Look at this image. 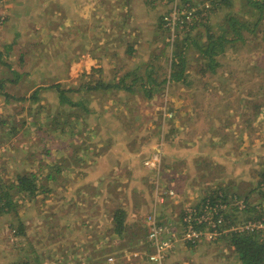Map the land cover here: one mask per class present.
<instances>
[{
  "label": "rangeland",
  "instance_id": "rangeland-1",
  "mask_svg": "<svg viewBox=\"0 0 264 264\" xmlns=\"http://www.w3.org/2000/svg\"><path fill=\"white\" fill-rule=\"evenodd\" d=\"M210 1L0 0V78L10 71L22 73L6 90L26 98L19 103L0 95V136H11L6 142L0 139V205L9 199L13 204L0 210V264H152L141 219L154 204L160 221L169 224L165 221L179 204L196 199L193 188L230 187L242 196L256 188L264 164V6L250 4L259 0H231L213 11ZM189 6L200 10L201 22L177 26L190 13ZM160 16L164 24L158 27ZM229 23L239 29L240 38ZM185 39L184 62L177 67L182 79L170 80L174 52L180 55ZM196 40L199 46H194ZM212 40L221 45L209 56L217 62L211 67L200 47ZM57 85L73 105L59 101V88H49ZM32 86L43 88L30 101ZM61 148L69 153L65 164L76 161L75 171L81 170L80 163L121 165L124 181L130 179L121 183L127 186L123 200L142 202L137 224L110 247L114 250H106L115 242L108 234L107 244L92 260L80 247L72 249L71 236L74 230L87 231L94 216L85 217L87 208L76 210L65 192L52 189L46 179L44 165L50 166L48 157L55 158ZM117 151L120 160L113 158ZM43 158L33 196L9 189L16 174L34 172L30 165ZM148 160L154 168L145 167ZM132 162L139 167L136 172ZM168 180L197 186L182 197L177 188L167 189ZM169 190L174 200L159 203L157 197ZM252 196L264 211L257 189ZM248 215L234 212L229 220L237 225ZM172 226L182 231L181 224ZM91 238L85 240L100 243ZM164 264L241 262L229 242L201 237L198 244L169 251Z\"/></svg>",
  "mask_w": 264,
  "mask_h": 264
},
{
  "label": "trees",
  "instance_id": "trees-1",
  "mask_svg": "<svg viewBox=\"0 0 264 264\" xmlns=\"http://www.w3.org/2000/svg\"><path fill=\"white\" fill-rule=\"evenodd\" d=\"M210 3L213 6L212 8L214 11V9L217 8L218 5H220V4L227 5L228 3H231V0H211ZM250 4L251 5L253 4V6H258V8H259L260 6H264V0L255 1L253 3L251 2ZM192 9H194V10H192ZM187 10H188L187 12H190L189 16L186 19L185 15H182L181 20L178 21L177 26L183 25L184 28H191L193 26L192 25L193 21L197 22L198 24L201 22V15H200V12H198L200 10H198L197 7L189 6L187 8ZM169 16H170V18L173 17L172 14H169ZM197 16H198V18H197ZM256 16H259V15H256ZM159 19H160V21H159L158 27H161L164 24V18H163V16H160ZM229 19L232 22H236L235 25H237L238 27H244L243 22H238L233 17H230ZM235 25L229 23V27L233 28V30H234V35L238 36L240 38V31H238L239 29L236 28ZM164 30L168 31L167 28H165ZM208 38L210 39L211 36H208ZM187 39L183 40V42L181 43L183 49H182L180 55H178L177 50L174 52V56L176 57V59L172 62V67L174 70L170 74V77H169L170 80H177L178 81V80L182 79L181 72L179 71V69L177 67L181 64V62L182 63L184 62L183 60H184L185 52L183 54V51L185 50V46H186L185 42ZM234 40H236V37L232 41H234ZM228 41L229 40H227V42ZM220 45H221L220 41L212 40L211 42H208V45L206 46L205 49H203V47H200L201 53L210 59V62L208 63V65L210 64L209 66H211V67H212V64H217V62L211 60L212 57H209V56L214 55L216 48L219 47ZM194 46H199V44L197 43V40L194 41ZM19 57H20V60L24 61V59H25L24 54H21ZM12 71H14V70H12ZM21 76H24V75L22 73L16 72V71L15 72L10 71L8 73H5V75L0 78V95H3L5 97V99H7V100L11 99L13 102H19L20 103V102L26 101V98L24 95H21L19 98V96L14 95L13 93L9 94V92L6 90L7 84L10 85V83H12V82H17V80L20 79ZM134 79H138V76H135ZM38 85H41V84L39 83ZM111 86L112 85H107L105 87H111ZM114 87H118V84H116ZM42 88H43L42 86H38V87L32 86L31 90H33V89L34 90L31 92L30 96L27 99H29L30 101H33L35 98H38V96H40L38 92ZM49 88H54V89L59 88L56 91V92H58L57 96L59 98V101L72 104V102H70L64 96L65 90L60 89L61 87H59L57 85V86H49ZM93 88L96 89L97 86H91V87L87 86V89H93ZM2 123H3V121L0 118V124H2ZM158 154H160V151H158ZM52 168H56V165H54ZM149 170L152 171V169H149ZM258 173H259L258 174L259 179L256 181V188L255 189L258 190L259 199L262 200V198H263V200H264V164H263L262 168H259ZM52 174H54V172L52 170H50V172L47 173V176H46L47 181L51 182L52 180L55 179V175H52ZM35 178H36V175L34 173H29L26 175H18L17 180H16V184L15 185L11 184L9 186L10 187L9 189L15 188L17 193L22 192V193L28 194L29 196H33L36 193ZM156 180L158 181L159 178L156 177ZM152 182H153V180H152ZM260 184H262V185H260ZM166 186H167V189H170V188L176 189L174 187H171L169 184H167ZM255 189H252L250 191L245 190V192L242 196V194L231 191L230 187H228V188H221V187L211 188L209 193H206L204 196L199 198L198 202L195 203V207L192 206V208L194 210L191 212L193 214L192 218H195L197 216L196 213H198L200 210L204 211L205 213H208L206 208H213V209H215L216 207L219 208L220 211L218 213H216L215 216L216 215L222 216V218L224 220V226H223V229H221V234L216 239L209 240V241H211L210 243L217 242L219 240H225L226 242H229V247L232 249V251L235 253V255L238 256L241 264H264V229H257V230H253V231L243 230L240 232L238 230H236V228H238L239 226H242V225L247 224L249 222H262L264 224V214H263L264 211L259 207V206H261V204H260V202H258V203L253 202L254 196H252V194H253ZM226 191H228V192H226ZM4 193H5L4 197L9 198V196L7 195L9 193V191L6 190ZM177 194H178V192H175V195H177ZM12 205L13 204H12L11 199L5 200L3 202V205H0V210L5 211V208L10 209L12 207ZM190 205H194V202L191 203ZM219 205H223L224 208L222 206H219ZM185 207H186L185 205L182 206L181 214L185 213V210H184ZM250 211L253 212L252 215H251ZM234 212H244L247 214L250 213V215H248V217L244 218L243 220L239 221V224L236 225V224H233L234 221L232 222V220H229V218H231V215ZM112 220H113V228L111 230V233H113L114 236L117 235L118 238L123 237L124 236L123 234L126 233V225H127L126 224V213L123 210L118 209L115 211ZM182 222L183 221L181 218L175 224L176 225L182 224ZM143 224H144V222H143ZM183 224L187 225L185 222H183ZM192 225L195 228L199 227V226H197L195 221L192 222ZM144 226H145V224H144ZM18 228H20V227H18ZM223 231H226V232L223 233ZM146 242H147V239H146ZM198 243H200V241H196L194 243L188 242L187 245L192 246V245H195ZM146 248H149L148 242L146 243ZM36 262H37V260L34 261V263H29V264H37ZM15 264H21V263L19 262V263H15Z\"/></svg>",
  "mask_w": 264,
  "mask_h": 264
},
{
  "label": "crops",
  "instance_id": "crops-1",
  "mask_svg": "<svg viewBox=\"0 0 264 264\" xmlns=\"http://www.w3.org/2000/svg\"><path fill=\"white\" fill-rule=\"evenodd\" d=\"M3 135L0 136V139L2 138L4 142H6V140L11 137L5 133H3ZM1 149L3 148L1 147ZM64 150L65 148H61V150L57 153V155L56 156L54 155L55 158H50L48 157V155L44 156V158L48 157L51 160L50 166L45 164L44 167L48 169V172H50V170L54 172V174L52 175H55V179L51 181L52 189H55L58 186L62 191L65 192L66 198L72 201L76 210H80L81 207H84V209L87 208L84 211L85 217L88 218L90 216H94L91 221H87L88 223H86L88 224V227H86L88 228L87 231H82L80 233V230L79 231L74 230L71 236V239H73L72 249H76L75 247H80V250H82L83 255H85L88 260H92L94 252H96L97 250H100V248H103L107 244V242H104L103 240L105 241L108 240V234L110 235L109 237L114 238L113 240H115V242L113 244H107L106 250H114V248L112 249L110 247L117 245L118 242L122 240V237L118 238L117 235L116 237L113 235V233H111V230L113 228L112 218H113L115 211L120 209L126 213V224L128 225L126 226V232H127L128 227L134 226L135 223L137 224L136 219L138 218V215H139V213H137V210L139 209L140 203L142 202L141 201L138 202L137 200H135V198L131 200H126V201L123 200V193L127 192V190L125 189V187L127 186L122 185L121 183H127L130 181V179H126V181H124L125 176H126L124 172V167H121V165H118L115 167L109 161L103 162V166H98V163L100 162L97 161V164L95 166L84 165L83 163H80V165L78 164L77 166H79L81 170H76L77 171L76 172L75 169H72V168H75L73 164L76 161L71 160V161H68L67 164L64 163V159H67L69 156L68 152H63ZM0 153H1V150H0ZM121 154H123V152H121ZM44 158L42 159L39 165L37 161H34V164L30 165L31 171H32V168L35 167L34 172H30V173H34L36 176L40 175L42 177V172L40 171V168H41V165L43 164ZM113 158L120 160L121 158L120 152L117 151L116 155L113 156ZM54 159H56V161ZM106 162H108V164H106ZM54 165H56V168H52ZM131 168L133 172H136L137 168L139 167L135 164V162H132ZM38 172H41V174H38ZM18 175H22V174L20 173L16 174L14 176L16 180H17ZM120 175L122 176V178L119 177ZM66 176H67V179L61 182V178L66 177ZM59 179L60 181H58ZM131 180L133 181L134 178ZM13 184L15 185L16 181L13 182ZM84 184H87V186H85ZM168 184L171 187L177 188L179 192L181 193L182 197L186 196V193L188 194L191 191L189 190L190 187L197 186L196 184H191L190 181H186V184H181L180 186L178 184L177 186L175 182L168 180ZM210 185L211 184H209V186ZM131 186H132V183L130 187ZM209 186H205L203 188H193L192 189V190H195L193 192L196 194V199L192 201L194 202V204L198 202L199 198L204 196L206 193H209L211 188H216V187L209 188ZM75 193H77L76 198H74ZM148 199L149 197H147L146 203ZM93 200L95 201L94 203L91 202ZM172 200L174 199L172 198ZM151 204H152V201L149 200L148 205H150V207H151ZM183 205L184 204H179L178 212L176 213L174 212L172 214L171 220L165 221V222H170L171 224L175 225V223L178 222V217L182 216L181 212H182ZM174 206H177V205L174 204ZM110 214H111L110 223L106 227L105 222ZM143 218L144 216H142V219H141V226H143L144 228L145 226L143 224ZM82 221L83 219L81 218V222ZM79 222H80V219H78V223ZM135 229H137V227L133 228V231H135ZM145 230H146V227H145ZM125 234L126 233H124L123 235ZM129 235H131V233ZM90 237H92L91 239H99L100 243L98 242L94 244V242L85 240V239H89ZM86 243H89L88 246H85ZM184 244L185 243H178V244L176 243L175 247L172 249L171 252H174L177 246L184 245ZM139 248H141V246ZM76 252L77 251H74L73 253H76ZM99 258L100 257H97V259Z\"/></svg>",
  "mask_w": 264,
  "mask_h": 264
},
{
  "label": "built area",
  "instance_id": "built-area-1",
  "mask_svg": "<svg viewBox=\"0 0 264 264\" xmlns=\"http://www.w3.org/2000/svg\"><path fill=\"white\" fill-rule=\"evenodd\" d=\"M189 14L186 16V18L189 16ZM156 157L157 155L153 158ZM150 160L146 161L144 165L146 167L149 166L154 168L155 165L154 163L149 162ZM173 195L174 192L171 190L163 191L161 192V195L157 197V201H159V203H163L165 198H173ZM185 206V213L182 214L183 216H180V219L182 218V221L187 225H184L182 222V231L180 233L177 232L172 226L173 224H167L160 221L158 208L155 204L152 210H150L149 213L144 216L143 222L146 227L147 242L149 246L147 259L150 263L163 264L168 256V252L172 251L176 243H194L196 241H200L201 237L204 238V241L211 242L209 240H214L221 234V229H223L224 226V220L221 215L215 216V214L220 211L218 207L215 209L206 208L208 213L200 210L198 213H196L197 216L192 218L193 214L191 212L194 211L192 206L195 207V204H189ZM219 206L224 208L223 205ZM193 221H195L199 227L195 228L192 225ZM257 229H264V224L262 222H249L236 228V230L239 232L243 230L253 231ZM225 232L226 231H223V233ZM112 260L113 259L111 257L107 259L108 262H111Z\"/></svg>",
  "mask_w": 264,
  "mask_h": 264
}]
</instances>
